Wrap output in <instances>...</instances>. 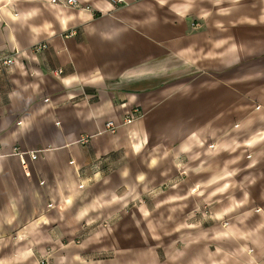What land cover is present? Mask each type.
<instances>
[{
    "label": "clouds",
    "instance_id": "obj_1",
    "mask_svg": "<svg viewBox=\"0 0 264 264\" xmlns=\"http://www.w3.org/2000/svg\"><path fill=\"white\" fill-rule=\"evenodd\" d=\"M193 19L206 40L140 52L139 37ZM77 32L92 54L45 76L43 42L75 46ZM4 71L30 82L13 78L19 107L0 108V264H264V187L252 193L264 179V0H0ZM218 78L231 102L200 119L187 106ZM45 79L65 98L58 110ZM157 81L172 83L137 90ZM85 132L122 146L126 163L85 165L73 153ZM38 161L49 183L57 168L73 178L29 223L19 190Z\"/></svg>",
    "mask_w": 264,
    "mask_h": 264
},
{
    "label": "crops",
    "instance_id": "obj_2",
    "mask_svg": "<svg viewBox=\"0 0 264 264\" xmlns=\"http://www.w3.org/2000/svg\"><path fill=\"white\" fill-rule=\"evenodd\" d=\"M194 20L196 19H193L189 24H186L183 27H177L175 29H173L172 26H168L152 38L139 37L138 46L140 48V52L147 55L149 52L158 53L160 48L166 47L167 44L176 47L190 42L198 44L202 40H206L208 38L207 33L203 30L196 31L193 29L192 22H194ZM196 21L200 23L199 20ZM177 35H179V39L175 38ZM237 35L244 36L246 35V31L244 29H240L237 31ZM75 39L77 41L75 46H72L67 40L53 43H48L46 41L43 42V44H46V47L39 50L37 53V55L41 57L42 63L36 66L43 69L45 76L50 74L54 77L57 68L59 67H62L63 71H72L75 67V58L78 54H92L96 45L89 40L83 39L79 32H77ZM44 58H46V60ZM13 78L19 79L21 84L30 81L28 78L19 77L18 74H13V77H9L6 71L0 75V108H4L5 110L10 108L15 111L19 107L18 102L15 99L9 101L7 97V92L16 87V85L12 83ZM170 83L172 82L157 81L152 85L141 86L137 90L152 92ZM206 83L208 88L213 90L205 91L201 95L200 104L187 106L189 111L201 113V116L199 117L200 119L210 118L215 114L217 108L223 110V108L227 107L231 102L230 96L227 95L229 88L226 82L221 83L218 78L215 82L209 80L206 81ZM47 84L48 81L45 79V83L41 86V92L44 94V98L46 100L59 96V99L54 100V102L50 105L53 109L58 110V106L63 105L65 98L58 92H48ZM215 85H218V87ZM87 91L92 92V89L89 88ZM168 94H170V92ZM103 97L104 93L101 92L100 98L103 99ZM126 99L134 103L131 96ZM149 103L155 104L157 103V100L152 99ZM144 107H147V104H145ZM140 109L143 111V108ZM82 138H86L85 143L74 147L73 153L76 157L83 159L85 165L90 162H102L101 166L104 171L109 172L120 168L122 164L126 163V161L122 159L124 155V148L122 146L99 145L96 143L95 137L89 136L87 132L82 133ZM28 167L35 179L32 180L30 178V182L25 183L22 186L19 190V194L24 197L25 204L31 208V215L28 221L31 223V221L39 215L47 214L51 211L49 206L56 199L57 189L61 180L63 179L65 182L70 181L72 180L73 175L67 169L61 170L57 168L55 170V182L49 183L48 175L50 165L47 162L38 161ZM81 170L82 166L78 163L77 174H79ZM262 187H264V179L259 180L258 184L252 189L254 198L259 196ZM0 205H2L0 206V217H2L6 213V204L0 201ZM23 206L24 205L22 204L21 207ZM52 227H56V225H53Z\"/></svg>",
    "mask_w": 264,
    "mask_h": 264
},
{
    "label": "built area",
    "instance_id": "obj_3",
    "mask_svg": "<svg viewBox=\"0 0 264 264\" xmlns=\"http://www.w3.org/2000/svg\"><path fill=\"white\" fill-rule=\"evenodd\" d=\"M45 47H46V44H43V46L39 50L44 49ZM135 111L136 113H139V114H142L143 112L141 109H136ZM85 141H86V138H85Z\"/></svg>",
    "mask_w": 264,
    "mask_h": 264
},
{
    "label": "rangeland",
    "instance_id": "obj_4",
    "mask_svg": "<svg viewBox=\"0 0 264 264\" xmlns=\"http://www.w3.org/2000/svg\"><path fill=\"white\" fill-rule=\"evenodd\" d=\"M200 23L197 22L196 20H194V22H192V27L193 29H197L199 27ZM198 26V27H197Z\"/></svg>",
    "mask_w": 264,
    "mask_h": 264
}]
</instances>
